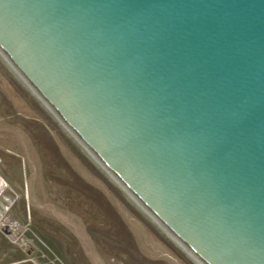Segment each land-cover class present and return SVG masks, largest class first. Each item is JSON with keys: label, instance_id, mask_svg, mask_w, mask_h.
Returning <instances> with one entry per match:
<instances>
[{"label": "water", "instance_id": "1", "mask_svg": "<svg viewBox=\"0 0 264 264\" xmlns=\"http://www.w3.org/2000/svg\"><path fill=\"white\" fill-rule=\"evenodd\" d=\"M0 53L202 264H264V0H0Z\"/></svg>", "mask_w": 264, "mask_h": 264}, {"label": "rangeland", "instance_id": "2", "mask_svg": "<svg viewBox=\"0 0 264 264\" xmlns=\"http://www.w3.org/2000/svg\"><path fill=\"white\" fill-rule=\"evenodd\" d=\"M3 219L14 226L5 230L0 222V264H201L91 157L0 53Z\"/></svg>", "mask_w": 264, "mask_h": 264}, {"label": "built area", "instance_id": "3", "mask_svg": "<svg viewBox=\"0 0 264 264\" xmlns=\"http://www.w3.org/2000/svg\"><path fill=\"white\" fill-rule=\"evenodd\" d=\"M0 222H1V226L3 227V228H5V230H6V228H11V226H14V225H12V223L11 222H9V221H7V220H5V219H3V220H0ZM10 225V226H9Z\"/></svg>", "mask_w": 264, "mask_h": 264}, {"label": "bare ground", "instance_id": "4", "mask_svg": "<svg viewBox=\"0 0 264 264\" xmlns=\"http://www.w3.org/2000/svg\"><path fill=\"white\" fill-rule=\"evenodd\" d=\"M187 249V248H186ZM188 250V249H187ZM186 250V251H187ZM191 253V252H190ZM192 254V253H191ZM193 255V254H192ZM194 256V255H193ZM195 257V256H194ZM196 258V257H195ZM201 264H202V262L198 259V258H196Z\"/></svg>", "mask_w": 264, "mask_h": 264}]
</instances>
